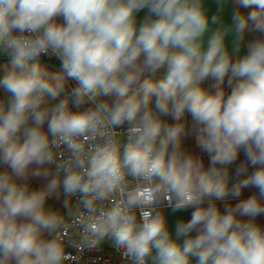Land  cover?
Returning <instances> with one entry per match:
<instances>
[{
	"label": "clouds",
	"instance_id": "1",
	"mask_svg": "<svg viewBox=\"0 0 264 264\" xmlns=\"http://www.w3.org/2000/svg\"><path fill=\"white\" fill-rule=\"evenodd\" d=\"M4 58L0 264L106 238L126 264H264V0H0ZM58 191L87 213L67 245Z\"/></svg>",
	"mask_w": 264,
	"mask_h": 264
},
{
	"label": "built area",
	"instance_id": "2",
	"mask_svg": "<svg viewBox=\"0 0 264 264\" xmlns=\"http://www.w3.org/2000/svg\"><path fill=\"white\" fill-rule=\"evenodd\" d=\"M42 59L54 61L59 64V61L54 57H42ZM65 155L67 154L65 153ZM52 169L55 172L53 166ZM69 197L73 204L72 214L63 221L58 231L55 233L66 245L72 241H79L81 237L80 218L87 215L80 199L74 196ZM66 251L70 253V258L66 261V264H126L122 259L121 253L113 246L111 240L107 238L103 240L96 249L91 251L84 250L82 252H77V250L72 247H67Z\"/></svg>",
	"mask_w": 264,
	"mask_h": 264
},
{
	"label": "crops",
	"instance_id": "3",
	"mask_svg": "<svg viewBox=\"0 0 264 264\" xmlns=\"http://www.w3.org/2000/svg\"><path fill=\"white\" fill-rule=\"evenodd\" d=\"M213 10H215V6H213ZM229 11H230L229 6L226 5L225 8H224V12H223V15H224V18H225L226 21H227V18L229 16ZM140 15L143 16V13H141ZM247 39H250V37H248ZM228 42H229V46L230 47H232L234 45V43L235 44H239L241 48L243 47L242 43L240 41H234V38L231 35L228 38ZM242 53H243V49H241V54ZM5 61H6V58L0 59V63H3ZM42 62L46 63L53 70H55L56 67L57 68L59 67L58 63H56L54 61L42 59ZM56 64H57V66H56ZM211 83H212L211 81H208V82L205 83L204 86L205 87H210ZM226 87H227V85H226ZM2 95H3V93L0 92V96H2ZM188 119L190 120L191 118L188 117ZM184 147L187 148L190 152L200 155L203 158L205 167L208 166V157H207V155L200 152V149L196 146L194 140L191 137L185 138ZM240 159L241 160L243 159L242 155H241ZM237 163H239V161ZM235 167H236V165H233L232 168L230 169V174L233 176V179H235ZM253 191H254L253 189L244 190L242 192V194H241L240 199H243V198H246V197L250 196L253 193ZM236 202H237L236 200L229 199L227 201L220 202L219 206H220L221 210H223V208L225 206L235 205ZM63 210H65V209H63ZM192 211H193L192 209H188V210L183 211V212L173 213L170 209H164V214L167 217L169 227L172 228V227H174L176 221L179 218L183 217L185 219H190ZM258 223L264 224V216L258 218Z\"/></svg>",
	"mask_w": 264,
	"mask_h": 264
},
{
	"label": "rangeland",
	"instance_id": "4",
	"mask_svg": "<svg viewBox=\"0 0 264 264\" xmlns=\"http://www.w3.org/2000/svg\"><path fill=\"white\" fill-rule=\"evenodd\" d=\"M48 170L50 174H54V170L52 169V166H49ZM26 182L29 184L31 188L42 189L48 183V179H46L44 176L29 175ZM69 206H70V202L62 191H58L57 193L50 196V198L47 199V203H46V207L52 209L57 214H61L62 210L65 208H69ZM45 235L47 236L48 234Z\"/></svg>",
	"mask_w": 264,
	"mask_h": 264
},
{
	"label": "flooded vegetation",
	"instance_id": "5",
	"mask_svg": "<svg viewBox=\"0 0 264 264\" xmlns=\"http://www.w3.org/2000/svg\"><path fill=\"white\" fill-rule=\"evenodd\" d=\"M67 198H68V200H69V202H70V206H69V208H65V210H62V212H61V214H58L59 216H61V218H62V223H63V221L65 220V219H67L71 214H72V211H73V204H72V202H71V200H70V197L69 196H66ZM61 223V224H62ZM61 226V225H60ZM59 226V227H60Z\"/></svg>",
	"mask_w": 264,
	"mask_h": 264
},
{
	"label": "trees",
	"instance_id": "6",
	"mask_svg": "<svg viewBox=\"0 0 264 264\" xmlns=\"http://www.w3.org/2000/svg\"><path fill=\"white\" fill-rule=\"evenodd\" d=\"M56 66H57V64H56ZM58 66H59V64H58ZM118 264H120V263H118Z\"/></svg>",
	"mask_w": 264,
	"mask_h": 264
}]
</instances>
